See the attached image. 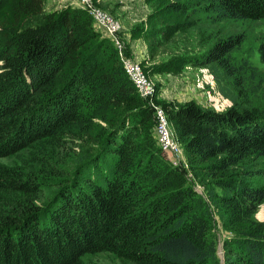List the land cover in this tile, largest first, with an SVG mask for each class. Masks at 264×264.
Masks as SVG:
<instances>
[{
    "label": "trees",
    "instance_id": "trees-1",
    "mask_svg": "<svg viewBox=\"0 0 264 264\" xmlns=\"http://www.w3.org/2000/svg\"><path fill=\"white\" fill-rule=\"evenodd\" d=\"M5 6L0 159L29 160L0 165V264H84L101 252L130 264H219L214 211L230 232L226 264H264V220L253 219L264 203V71L252 61L257 52L264 65L263 37L248 46L243 32L215 33L202 52L175 56L207 68L230 102L215 111L153 98L185 154L175 163L154 137L153 105L88 12H46L44 0ZM167 8L212 25L264 20V0H168ZM44 188L51 195L41 204ZM5 195L15 200L10 210Z\"/></svg>",
    "mask_w": 264,
    "mask_h": 264
},
{
    "label": "rangeland",
    "instance_id": "rangeland-1",
    "mask_svg": "<svg viewBox=\"0 0 264 264\" xmlns=\"http://www.w3.org/2000/svg\"><path fill=\"white\" fill-rule=\"evenodd\" d=\"M63 1L44 0V10L59 11L63 8ZM91 2V7H96L117 20L120 25L118 34L123 44L121 54L138 63L153 82L155 99L160 103L180 104L193 100L204 108L225 110L230 102L220 95L207 68L186 65L182 63L181 58L175 56L202 52L211 44L213 41L211 36L215 33L219 37L243 32L248 46H255L259 37L264 38V20L223 21L212 25L206 23L205 18L198 14L172 12L167 8L168 0H91ZM8 18L9 8L5 6L0 9V41L7 31ZM252 61L264 71V65L260 63L257 52L254 53ZM96 124L97 128L107 126L106 122L100 120ZM176 145L178 154L172 155L171 159L185 163L182 146L177 141ZM23 157L24 161L28 162L29 158L26 155ZM16 158H1L0 165L12 169L22 166L24 161L20 163ZM194 188L198 194L206 196L205 188L201 184L194 182ZM43 190L44 194H41L43 197L39 201L41 204L46 200L45 195L49 193L48 188ZM5 197L3 203L8 205L5 207L6 210H10L14 207L15 200L8 195ZM214 213L213 227L215 226L218 238L217 260L219 264H226L230 257L224 254L222 238L230 232L222 227L216 211ZM253 219L264 220V203L257 208ZM82 260L84 264H130L110 252L87 254Z\"/></svg>",
    "mask_w": 264,
    "mask_h": 264
},
{
    "label": "built area",
    "instance_id": "built-area-1",
    "mask_svg": "<svg viewBox=\"0 0 264 264\" xmlns=\"http://www.w3.org/2000/svg\"><path fill=\"white\" fill-rule=\"evenodd\" d=\"M91 4V0H64L62 6L78 7L87 10L93 20L95 28L102 34V36L108 38L113 42L120 55L123 68L128 78L135 86L139 95L144 99H148L154 107V114L156 119L153 127L154 137L161 150L165 152L171 159L172 155L178 154V147L176 145L177 140H175L176 138L174 132L170 127L164 109L162 108V106H160L159 104H154V102L152 101L153 98L156 97L153 82L146 76L138 63L129 58H126L121 54V47L123 46V44L121 43L118 34L120 25L117 20L107 15L102 10L96 7H91ZM172 161L177 163L174 160Z\"/></svg>",
    "mask_w": 264,
    "mask_h": 264
},
{
    "label": "bare ground",
    "instance_id": "bare-ground-1",
    "mask_svg": "<svg viewBox=\"0 0 264 264\" xmlns=\"http://www.w3.org/2000/svg\"><path fill=\"white\" fill-rule=\"evenodd\" d=\"M64 7V6H63Z\"/></svg>",
    "mask_w": 264,
    "mask_h": 264
},
{
    "label": "crops",
    "instance_id": "crops-1",
    "mask_svg": "<svg viewBox=\"0 0 264 264\" xmlns=\"http://www.w3.org/2000/svg\"><path fill=\"white\" fill-rule=\"evenodd\" d=\"M140 17V16H139Z\"/></svg>",
    "mask_w": 264,
    "mask_h": 264
}]
</instances>
